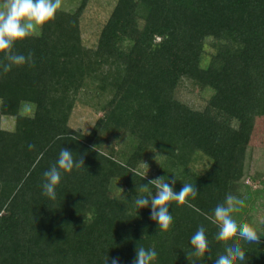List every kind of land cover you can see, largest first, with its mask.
<instances>
[{
  "label": "trees",
  "instance_id": "trees-1",
  "mask_svg": "<svg viewBox=\"0 0 264 264\" xmlns=\"http://www.w3.org/2000/svg\"><path fill=\"white\" fill-rule=\"evenodd\" d=\"M89 3L59 9L39 37L16 44L33 54L32 67L0 71V264H103L105 255L131 264L136 247L154 248L157 264H215L228 243L215 240L208 218L216 205L228 194L243 199L237 220L253 224L252 187L264 191V176L251 171L264 117V0H116L86 47ZM79 104L101 114L87 133L70 126ZM61 148L83 167L49 201L42 177ZM152 160L155 179L199 193L191 208L171 205L167 233L150 207L134 206L147 195L141 169ZM200 226L210 260L192 254ZM240 243L246 264H264L263 238Z\"/></svg>",
  "mask_w": 264,
  "mask_h": 264
},
{
  "label": "clouds",
  "instance_id": "clouds-1",
  "mask_svg": "<svg viewBox=\"0 0 264 264\" xmlns=\"http://www.w3.org/2000/svg\"><path fill=\"white\" fill-rule=\"evenodd\" d=\"M61 8V0H0V71L9 73L13 68L34 65L33 54L27 55L15 50L17 43L28 38L39 37L45 25L55 20L56 13ZM59 138V137H58ZM29 151L35 149L34 144L27 145ZM43 157V153H40ZM145 168L147 166L144 164ZM83 167V160L74 158L73 152L61 148L58 158L44 173L41 182L42 195L49 201L57 199V188L64 175L71 174L74 169ZM148 170V169H147ZM147 173V172H146ZM143 175L142 179L145 178ZM155 188V195L149 189ZM141 191L147 195H137L134 206L137 210L150 207V219L156 223L157 230L167 233L173 227L174 218L169 212L173 203L176 206L193 207L192 201L196 200L198 191L191 183H184L177 192L175 180L169 182L165 177L150 180L142 185ZM133 200V198H132ZM244 200L228 194L223 203L217 204L212 215L208 217L217 227L216 241L228 242L222 253L215 259V264H246L245 243L258 244L264 237V230L258 226L237 220L236 214ZM235 238V239H234ZM192 254L198 258L211 259L209 254V241L204 226H200L190 238ZM158 253L154 248L139 247L135 249V259L131 264H157ZM103 264H120L118 258H103Z\"/></svg>",
  "mask_w": 264,
  "mask_h": 264
},
{
  "label": "rangeland",
  "instance_id": "rangeland-1",
  "mask_svg": "<svg viewBox=\"0 0 264 264\" xmlns=\"http://www.w3.org/2000/svg\"><path fill=\"white\" fill-rule=\"evenodd\" d=\"M81 0H61V10L71 11L78 6ZM116 0H90V3L86 9V12L81 21L82 38L86 47H93L95 45L99 29L102 24L106 21L109 16L111 9L113 8ZM84 98V97H83ZM183 98L192 102L195 106H201V102L194 100L193 96L187 93L183 94ZM32 108V107H31ZM24 114L28 115L29 108L24 109ZM101 114L95 113L91 107L86 104H79L73 112L70 126L74 129H80L82 132L87 133L93 126L95 120ZM12 119H3L2 128L6 131H11L13 129ZM253 150V161L251 162V171L264 176V117L258 120L256 129L252 139ZM122 146V145H121ZM147 169L143 165L142 174H146L145 177L154 180L156 176L157 163L152 160V162L145 163ZM147 172V173H146ZM254 191L255 202V217L253 224L258 226L259 214L264 213L261 209V202H264V191L259 189V187H252ZM259 227V226H258ZM264 230V225L259 227ZM264 239V237H261Z\"/></svg>",
  "mask_w": 264,
  "mask_h": 264
}]
</instances>
